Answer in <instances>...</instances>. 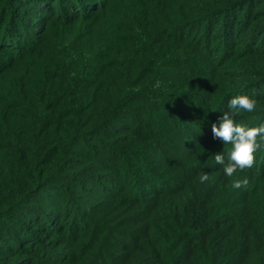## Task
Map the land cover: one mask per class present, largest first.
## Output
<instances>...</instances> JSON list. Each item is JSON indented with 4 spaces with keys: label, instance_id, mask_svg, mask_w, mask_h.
I'll return each instance as SVG.
<instances>
[{
    "label": "trees",
    "instance_id": "trees-1",
    "mask_svg": "<svg viewBox=\"0 0 264 264\" xmlns=\"http://www.w3.org/2000/svg\"><path fill=\"white\" fill-rule=\"evenodd\" d=\"M235 96L264 123V0H0V264H264Z\"/></svg>",
    "mask_w": 264,
    "mask_h": 264
},
{
    "label": "clouds",
    "instance_id": "clouds-1",
    "mask_svg": "<svg viewBox=\"0 0 264 264\" xmlns=\"http://www.w3.org/2000/svg\"><path fill=\"white\" fill-rule=\"evenodd\" d=\"M257 101L248 96H235L228 104L229 111L219 117V124L212 123L211 133L214 140H220L224 145L231 144L227 151V159L223 152L214 155L215 162L223 166L226 176L232 177L237 171H244L254 166V153L257 151V137L264 141V123L258 127L246 128L236 123L235 116L241 111L253 112ZM199 181L204 183L209 180V174L202 172ZM248 178L236 179L232 182L233 189L247 188Z\"/></svg>",
    "mask_w": 264,
    "mask_h": 264
},
{
    "label": "rangeland",
    "instance_id": "rangeland-1",
    "mask_svg": "<svg viewBox=\"0 0 264 264\" xmlns=\"http://www.w3.org/2000/svg\"><path fill=\"white\" fill-rule=\"evenodd\" d=\"M221 53H222V50H218L216 53L214 52V56H216V57H220L221 56ZM202 126V125H201ZM190 129H192V127L190 128ZM201 133V132H200ZM214 153H217V152H214ZM165 166V165H164ZM76 205H74V207H75ZM115 226V225H114ZM10 260V259H9Z\"/></svg>",
    "mask_w": 264,
    "mask_h": 264
}]
</instances>
